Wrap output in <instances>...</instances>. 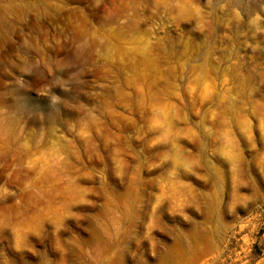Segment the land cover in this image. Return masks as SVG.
<instances>
[{"label":"rangeland","instance_id":"374dc122","mask_svg":"<svg viewBox=\"0 0 264 264\" xmlns=\"http://www.w3.org/2000/svg\"><path fill=\"white\" fill-rule=\"evenodd\" d=\"M0 264H264V0H0Z\"/></svg>","mask_w":264,"mask_h":264}]
</instances>
